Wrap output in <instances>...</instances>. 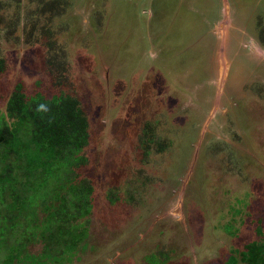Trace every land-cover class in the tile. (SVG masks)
I'll return each mask as SVG.
<instances>
[{"label": "rangeland", "instance_id": "obj_1", "mask_svg": "<svg viewBox=\"0 0 264 264\" xmlns=\"http://www.w3.org/2000/svg\"><path fill=\"white\" fill-rule=\"evenodd\" d=\"M0 0V108L17 81L77 95L95 186L77 264H245L264 240V0ZM49 27L68 52L57 85ZM150 122L165 150L144 151Z\"/></svg>", "mask_w": 264, "mask_h": 264}, {"label": "trees", "instance_id": "obj_2", "mask_svg": "<svg viewBox=\"0 0 264 264\" xmlns=\"http://www.w3.org/2000/svg\"><path fill=\"white\" fill-rule=\"evenodd\" d=\"M67 2L41 0V11L59 14ZM4 21L0 15V25ZM33 34L46 45L55 83L69 84V55L55 32L45 27ZM6 69L0 53V73ZM89 126L77 95L29 94L23 81L15 84L5 110L0 108V264H77L84 257L95 192L79 171L87 162ZM142 142L146 154L154 144L159 150L168 147L150 122ZM243 257L245 264H264V240L248 243Z\"/></svg>", "mask_w": 264, "mask_h": 264}, {"label": "clouds", "instance_id": "obj_3", "mask_svg": "<svg viewBox=\"0 0 264 264\" xmlns=\"http://www.w3.org/2000/svg\"><path fill=\"white\" fill-rule=\"evenodd\" d=\"M40 107H41V108H43V107H44V105H41Z\"/></svg>", "mask_w": 264, "mask_h": 264}]
</instances>
